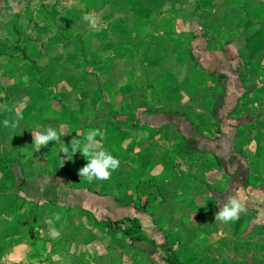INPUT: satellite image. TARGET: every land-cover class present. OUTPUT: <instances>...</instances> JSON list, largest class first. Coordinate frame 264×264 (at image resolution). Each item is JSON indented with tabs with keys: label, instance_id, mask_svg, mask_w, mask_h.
Wrapping results in <instances>:
<instances>
[{
	"label": "rangeland",
	"instance_id": "rangeland-1",
	"mask_svg": "<svg viewBox=\"0 0 264 264\" xmlns=\"http://www.w3.org/2000/svg\"><path fill=\"white\" fill-rule=\"evenodd\" d=\"M117 1L0 0V105L8 106L0 108V193L8 192V205L24 209L8 214L7 226L23 217L22 231L46 258L61 251L56 260L61 264L69 263L70 250L80 248L73 243L87 242L81 238L116 237L119 229L132 241L144 233L155 238L157 244L147 252L140 249L143 260L145 253L180 258L187 250L183 232L198 236L197 229L181 225L188 218L181 192L197 189L196 162L216 156L215 149L224 158L255 157L264 148V96L254 93L262 90L243 69L249 64L244 58L237 67L233 62L234 39L217 35L212 21L203 18L201 9L212 8L209 1ZM78 15L95 24L82 19L83 47L75 41L65 48ZM107 23L113 29L110 38L97 30ZM55 32L65 45L47 42ZM220 92V107L213 112ZM47 97L63 110L51 106L40 112ZM18 116L16 128L4 126L5 119ZM47 128L56 129L69 146L72 138L99 128L101 147L119 167L108 180L82 179L78 172L87 161L79 152L68 160L56 141L35 149L32 134ZM20 173L61 177L63 183L21 181ZM70 189L79 190L78 196ZM91 189L105 192L89 198L105 209L83 207ZM127 218H137L144 230ZM108 220L114 222L110 228ZM53 227L58 235L50 233ZM126 243L128 261L133 247ZM198 246L190 250L195 259ZM202 249L213 254L211 245Z\"/></svg>",
	"mask_w": 264,
	"mask_h": 264
},
{
	"label": "crops",
	"instance_id": "crops-1",
	"mask_svg": "<svg viewBox=\"0 0 264 264\" xmlns=\"http://www.w3.org/2000/svg\"><path fill=\"white\" fill-rule=\"evenodd\" d=\"M208 1L212 8L210 10L201 9L203 18L212 21L211 28L217 35H227L234 39L230 45L231 51L235 53L233 62L236 67L242 58L249 63L243 69L251 75L253 82H256L259 89L262 90V92L254 93L264 96V0H203L205 4ZM117 2L125 1L118 0ZM82 19L85 18L78 15L77 22L73 26L70 25L69 32L71 34L69 40L64 41L66 45L62 42L58 43L61 34L57 32L54 33L55 38L47 40V42L55 48L61 44L67 48L69 43L72 45L75 41V43L79 41L81 42L79 43L80 48H82V35L86 32L85 25H81ZM120 21L116 23L121 25ZM97 30L101 31L100 35L106 38H110L113 31L112 28H109V23L100 26ZM129 38L133 39L134 35L133 37L130 35ZM57 49L59 52L60 49ZM61 97L58 96L60 101ZM247 98L248 96L243 99ZM47 99L48 101L40 108V112L49 111L51 106L54 111L63 110L65 107L55 98L47 97ZM31 100L33 101V99ZM226 100L227 98H225ZM214 103L215 100L211 105L212 111ZM214 152L216 156L213 154L211 156L213 159L203 158L196 162L197 189L190 188L181 192L184 197L183 208L186 209L185 212L188 215V218L182 221V228L198 230V236H193L192 231H189L190 233L183 232L181 243L187 246V250H184L183 255L180 256L182 263H180L179 257L171 256V254L168 256L167 253L152 258H148L149 256L147 257L145 253L146 259L143 260V253L140 249L147 252L151 246L157 244L155 238L144 233V239L132 241L125 236L124 231L121 232L119 229L116 237L110 236L106 239L104 237H85L78 240L87 241L85 244L73 243L74 246L80 245V248L70 250L68 264H171L167 261L169 257L176 260L178 264H210L209 260H212L214 264H264V148L261 150L262 155L255 157L230 155L219 158L216 149ZM16 177L17 179L21 178V181L36 180L37 178L43 182L52 178L63 183L61 177L56 178V176L44 174L29 176L20 173ZM210 177H213V180H210ZM210 182L214 184L211 188L207 184ZM239 189H243V195L238 196V199L244 204L245 209L240 213L239 219L229 223L215 221V213L223 206L226 198L236 195ZM95 191L102 193L101 195L105 193L98 189L86 191L87 204L83 207L96 210L105 209L104 203L94 205L90 202L89 198L95 195ZM78 192L79 190L70 189L68 193L71 196H78ZM7 193H0L2 199L0 204V264H61L56 261L57 256L61 255V251L46 258V254L35 247L34 239L30 238L26 231H22L23 217L19 218L20 216H18L10 227L7 226L10 219L8 214L24 211L20 205L6 203ZM55 194L63 197L61 193L55 192ZM44 195V191L41 189L40 196L44 197ZM101 202L104 201L101 200ZM139 224L140 230H144V226H141L140 222ZM173 224L172 222L169 225ZM105 225L110 228L108 224L105 223ZM127 241L132 243L133 258L125 261ZM169 242L172 244V240ZM113 244H117L116 249L109 247ZM103 245L108 247L104 249ZM195 245H199L200 252L196 259L193 257V252L190 251L191 247H195ZM203 245L205 248L207 245L213 246V254L208 255L206 250L204 252ZM115 252L116 255H114ZM114 258L117 259L114 260Z\"/></svg>",
	"mask_w": 264,
	"mask_h": 264
},
{
	"label": "clouds",
	"instance_id": "clouds-1",
	"mask_svg": "<svg viewBox=\"0 0 264 264\" xmlns=\"http://www.w3.org/2000/svg\"><path fill=\"white\" fill-rule=\"evenodd\" d=\"M92 25L95 21L91 17L86 16ZM0 108L8 110L6 104L0 105ZM22 117H17L14 121L5 119L3 121L4 126L16 128L19 125V120ZM79 134L77 133V136ZM33 145L37 151L42 147H47L49 142L56 141L60 145L59 152H63L68 160L79 152L87 161V163L79 169L78 174L80 177L88 182L94 180H108L111 178L112 171H115L119 167V160L114 157L109 151L101 147V141L104 139V133L99 128H93L87 131L83 138H72L70 146L66 145L62 140L60 134L54 128H47L43 132H37L32 134ZM99 136L100 140L96 137ZM243 195V189L237 190L236 195H230L226 198L223 206L215 213V221L222 223H229L239 219V215L243 212L244 204L238 199V196ZM55 219H60V214H55ZM51 224V221H46ZM50 233L55 236L58 235L56 229L53 227L50 229Z\"/></svg>",
	"mask_w": 264,
	"mask_h": 264
},
{
	"label": "trees",
	"instance_id": "trees-1",
	"mask_svg": "<svg viewBox=\"0 0 264 264\" xmlns=\"http://www.w3.org/2000/svg\"><path fill=\"white\" fill-rule=\"evenodd\" d=\"M222 95H223V92H220V93H219V98H218V99L215 101V103H214L213 112H216V111L218 110V108L220 107V100H221ZM127 219H129V220L132 222V225H133V226H135V227H137L138 229H140L139 220H138L137 218H134V219L127 218ZM106 224H108L109 226H111V225L114 224V222L111 221V220H108ZM124 232H125V234L128 233V231L125 230V229H124ZM144 238H145V237H144L143 234H139V236H137L136 239H137V240H142V239H144ZM167 261H168L169 263H171V264H178V262H177L176 260H174L173 258H170V257L167 258Z\"/></svg>",
	"mask_w": 264,
	"mask_h": 264
}]
</instances>
